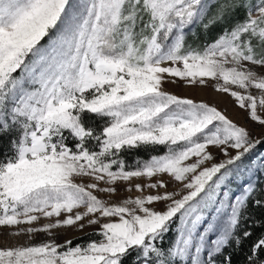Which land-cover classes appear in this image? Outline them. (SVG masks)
I'll use <instances>...</instances> for the list:
<instances>
[{
	"label": "snow or ice",
	"instance_id": "1",
	"mask_svg": "<svg viewBox=\"0 0 264 264\" xmlns=\"http://www.w3.org/2000/svg\"><path fill=\"white\" fill-rule=\"evenodd\" d=\"M4 140L0 264H264V0H0Z\"/></svg>",
	"mask_w": 264,
	"mask_h": 264
},
{
	"label": "rangeland",
	"instance_id": "2",
	"mask_svg": "<svg viewBox=\"0 0 264 264\" xmlns=\"http://www.w3.org/2000/svg\"><path fill=\"white\" fill-rule=\"evenodd\" d=\"M166 89L169 92H172L174 94L180 95L182 97L191 98L196 101H204L208 103L216 104V106L221 109L225 110L226 114L229 116V118L233 119L238 124L247 127L251 131H253L254 134L259 135L260 129L256 127L254 123H249L246 119V114L238 109V107H235L232 100L225 96H220L217 94L211 84L207 86H185L183 83L179 84H168L166 85ZM259 151H264L260 149ZM195 159V158H193ZM219 162V157L217 161ZM87 183L88 179L84 178L82 181ZM138 181H133V183H136ZM122 187V186H121ZM173 190L172 187H169V191ZM136 193H132V195H135ZM107 198V197H102ZM122 197L116 196L113 197V200L119 201ZM94 227H88L85 228L83 231H71L69 230L66 235L60 236L58 238V242H63L65 239H73V243H78L80 240H89V239H95L96 237L91 235L94 232ZM4 230L0 229V233H2ZM44 239L43 234H39L34 240L28 241L26 237L24 238H10L6 237L4 235H0V247L4 246H11L14 244H24V243H39Z\"/></svg>",
	"mask_w": 264,
	"mask_h": 264
},
{
	"label": "trees",
	"instance_id": "3",
	"mask_svg": "<svg viewBox=\"0 0 264 264\" xmlns=\"http://www.w3.org/2000/svg\"><path fill=\"white\" fill-rule=\"evenodd\" d=\"M215 35H216V32L213 31L208 37H206V39H212ZM7 148H8L7 141L4 140L2 142V144H0V149L7 150ZM260 149L264 150V147L259 148L258 151ZM139 155L141 157H145V158L147 156V154L144 153V152H140ZM128 160H129V162H131L132 157L129 156ZM250 211L252 212L254 218H256V219L264 218V212H262V211H260L258 209H250ZM245 227H247V224H242L241 228H240V231H243ZM252 230L254 232V236H253V239H254L256 235L260 234L261 228H253ZM251 242H252L251 240L246 241L244 247L241 250L236 251V252H232L233 264H243L244 254L247 251L248 246L251 244Z\"/></svg>",
	"mask_w": 264,
	"mask_h": 264
}]
</instances>
